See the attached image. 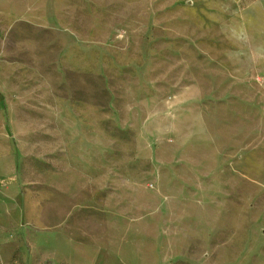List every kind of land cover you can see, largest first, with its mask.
Instances as JSON below:
<instances>
[{
    "label": "rangeland",
    "instance_id": "obj_1",
    "mask_svg": "<svg viewBox=\"0 0 264 264\" xmlns=\"http://www.w3.org/2000/svg\"><path fill=\"white\" fill-rule=\"evenodd\" d=\"M254 1L0 0L6 264H264V70L217 32L264 45Z\"/></svg>",
    "mask_w": 264,
    "mask_h": 264
},
{
    "label": "crops",
    "instance_id": "obj_2",
    "mask_svg": "<svg viewBox=\"0 0 264 264\" xmlns=\"http://www.w3.org/2000/svg\"><path fill=\"white\" fill-rule=\"evenodd\" d=\"M255 6H259L261 15H258V11ZM252 8V15L250 17H258L261 20H254L256 27L260 24H264V0H257L251 3L247 9ZM246 9V10H247ZM246 18V16H245ZM247 21V19H246ZM258 68L264 70V58L257 59ZM26 196L22 191L14 189H2L0 190V261L2 264L10 262L14 257V262H17V246L19 233L21 228L22 217V198ZM33 203L29 202L28 206L33 207ZM257 261L264 260V256L257 257Z\"/></svg>",
    "mask_w": 264,
    "mask_h": 264
},
{
    "label": "clouds",
    "instance_id": "obj_3",
    "mask_svg": "<svg viewBox=\"0 0 264 264\" xmlns=\"http://www.w3.org/2000/svg\"><path fill=\"white\" fill-rule=\"evenodd\" d=\"M223 19L217 26V32L228 47L224 49V58L229 63L237 66L236 53H243V59L247 64H253L259 58H264V45L253 46L247 26L241 23L235 15L225 13ZM232 55H229V54Z\"/></svg>",
    "mask_w": 264,
    "mask_h": 264
}]
</instances>
